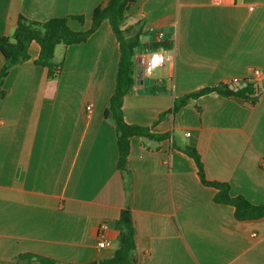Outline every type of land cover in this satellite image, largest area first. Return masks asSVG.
Instances as JSON below:
<instances>
[{
	"label": "crops",
	"instance_id": "1",
	"mask_svg": "<svg viewBox=\"0 0 264 264\" xmlns=\"http://www.w3.org/2000/svg\"><path fill=\"white\" fill-rule=\"evenodd\" d=\"M109 1L0 0V32L12 37L21 16L83 17L70 27L86 31ZM125 28L146 41L135 55L124 118L169 138L156 139V149L132 138L129 171H119L116 128L104 116L120 59L108 21L86 43L57 48L55 63L64 61L58 78L35 64L41 48L32 43L31 59L12 69L0 99V264H40L23 254L60 264L111 258L127 207L136 264H264V218L238 221L233 207L215 203L217 190L179 149L198 151L209 181L264 204V0H138ZM157 32L172 45L170 59L139 77ZM4 64L0 53V71ZM242 80L257 86L255 105L211 93L174 112L178 98Z\"/></svg>",
	"mask_w": 264,
	"mask_h": 264
},
{
	"label": "trees",
	"instance_id": "2",
	"mask_svg": "<svg viewBox=\"0 0 264 264\" xmlns=\"http://www.w3.org/2000/svg\"><path fill=\"white\" fill-rule=\"evenodd\" d=\"M138 0H110L106 6L95 9L92 16V25L86 31H75L70 27V21L84 23L83 17L52 18L46 22H38L21 16L12 37L4 36L0 32V53L5 59V64L0 71V99H4L7 92L3 89L6 78L12 69L23 62L29 61L30 46L32 43L39 44L41 50L37 66L47 70L49 78L61 76L64 61L55 63V54L59 46L66 49L72 45L83 44L100 28L103 22L108 21L120 46V59L116 74V87L105 111V118L111 121L117 133L119 150L118 168L122 175L129 171L128 159L131 149V140L134 137H150L160 141L168 139L169 135H154L145 127L130 125L124 118V99L134 91L136 86L135 55L141 47L142 31L133 32L132 28H125L130 8ZM171 50L170 42L156 43L152 50ZM217 93L223 97L237 98L245 103L255 105L259 100L258 88L250 83L238 92L230 89L228 84H219L213 87H204L192 92L175 101L174 112L187 106L192 99H197L207 94ZM191 157L198 168L201 182L217 190L214 202L228 205L235 209V218L238 221H251L264 218V204L254 205L244 196H233L231 186L228 183L211 182L207 179L204 165L198 151L190 146L180 148ZM119 232V247L114 256L94 264H136V229L133 213L129 207L121 211L120 218L116 223ZM20 259L35 261L40 264H60L58 261L34 254H23Z\"/></svg>",
	"mask_w": 264,
	"mask_h": 264
},
{
	"label": "built area",
	"instance_id": "3",
	"mask_svg": "<svg viewBox=\"0 0 264 264\" xmlns=\"http://www.w3.org/2000/svg\"><path fill=\"white\" fill-rule=\"evenodd\" d=\"M163 33H156V40L158 43L163 42ZM170 59L168 52L165 49H159L155 51H151L142 57H140V68L142 70V77L147 75H151L156 69L164 66L167 61ZM254 75L259 77L261 75L260 71H254ZM92 111V106L88 107V112ZM107 246V240L104 234H100V243L99 248L105 249Z\"/></svg>",
	"mask_w": 264,
	"mask_h": 264
},
{
	"label": "water",
	"instance_id": "4",
	"mask_svg": "<svg viewBox=\"0 0 264 264\" xmlns=\"http://www.w3.org/2000/svg\"><path fill=\"white\" fill-rule=\"evenodd\" d=\"M139 77H142V70L140 71ZM248 84H249V81L247 80L238 81V82L231 84L230 89L238 92L246 88ZM142 139L145 141L146 145L152 149H156L160 145L159 141L156 139H152L150 137H143Z\"/></svg>",
	"mask_w": 264,
	"mask_h": 264
},
{
	"label": "rangeland",
	"instance_id": "5",
	"mask_svg": "<svg viewBox=\"0 0 264 264\" xmlns=\"http://www.w3.org/2000/svg\"><path fill=\"white\" fill-rule=\"evenodd\" d=\"M145 39H146L145 36L142 35L141 40H140L141 45L144 44V41H146ZM139 49H140V48H139ZM139 49H138V50H139ZM140 51H141V49H140Z\"/></svg>",
	"mask_w": 264,
	"mask_h": 264
}]
</instances>
